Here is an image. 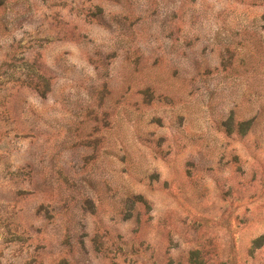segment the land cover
Listing matches in <instances>:
<instances>
[{"label": "rangeland", "instance_id": "1", "mask_svg": "<svg viewBox=\"0 0 264 264\" xmlns=\"http://www.w3.org/2000/svg\"><path fill=\"white\" fill-rule=\"evenodd\" d=\"M0 264H264V0H0Z\"/></svg>", "mask_w": 264, "mask_h": 264}]
</instances>
